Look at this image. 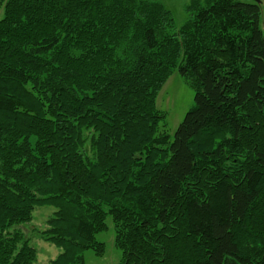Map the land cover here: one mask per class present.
Returning <instances> with one entry per match:
<instances>
[{
	"label": "trees",
	"instance_id": "obj_1",
	"mask_svg": "<svg viewBox=\"0 0 264 264\" xmlns=\"http://www.w3.org/2000/svg\"><path fill=\"white\" fill-rule=\"evenodd\" d=\"M0 264H36L24 226L121 264H264V26L259 3L0 0ZM173 71L194 104L173 136L156 98ZM34 237V236H33Z\"/></svg>",
	"mask_w": 264,
	"mask_h": 264
},
{
	"label": "rangeland",
	"instance_id": "obj_2",
	"mask_svg": "<svg viewBox=\"0 0 264 264\" xmlns=\"http://www.w3.org/2000/svg\"><path fill=\"white\" fill-rule=\"evenodd\" d=\"M163 4L171 13L176 27H180L187 20L186 5L190 0H150ZM259 3L261 8V25L264 26V0H250ZM3 10L0 8V19ZM194 104V91L180 77L177 71H173L165 82L156 98V109L165 115V130L173 136L186 112ZM53 212V208L43 206L36 208L33 219L24 226L26 234L31 238V243L37 251L36 264H47L56 258L61 249L49 242H45L34 232L46 229L47 218ZM106 229L95 234V240L103 244V251L96 254L93 249L82 251L84 264H121L123 255L115 244V229L110 216L105 217ZM34 236V237H33Z\"/></svg>",
	"mask_w": 264,
	"mask_h": 264
}]
</instances>
